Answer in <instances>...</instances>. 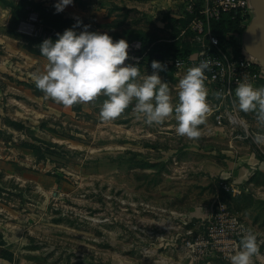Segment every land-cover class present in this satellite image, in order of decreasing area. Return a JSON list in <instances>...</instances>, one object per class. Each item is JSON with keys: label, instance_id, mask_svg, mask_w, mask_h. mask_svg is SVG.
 <instances>
[{"label": "rangeland", "instance_id": "374dc122", "mask_svg": "<svg viewBox=\"0 0 264 264\" xmlns=\"http://www.w3.org/2000/svg\"><path fill=\"white\" fill-rule=\"evenodd\" d=\"M29 1L36 22L24 32L0 0L2 259L7 264H232L241 225L264 233V169L244 170L249 151L239 144L246 141L264 162V145L252 137L260 130L254 111L239 109L247 131L244 125L233 129L228 119L219 125L212 114L217 102L208 97L211 111L200 125L202 135L189 138L177 134L174 113L148 124L130 105L105 121L100 108L106 96L65 105L38 88L32 76L49 63L41 43L57 39L78 18L91 30L126 37L125 63H139L142 73L151 74V61L144 59L149 48L143 51L139 36L192 47L207 42L190 23L167 19H186L184 0H75L61 12L56 0ZM185 73L161 71L173 86L174 101ZM211 132L220 139L208 138ZM238 133L252 136L235 139ZM235 164L244 171L236 182ZM219 203L227 209L216 218ZM253 264H264V244Z\"/></svg>", "mask_w": 264, "mask_h": 264}, {"label": "clouds", "instance_id": "9594fccd", "mask_svg": "<svg viewBox=\"0 0 264 264\" xmlns=\"http://www.w3.org/2000/svg\"><path fill=\"white\" fill-rule=\"evenodd\" d=\"M74 2L56 0V11L61 12ZM91 27L78 18L72 27L58 32L57 39L49 37L41 43L42 55L49 63L46 71L32 73L38 88L65 105L104 95L107 98L101 105L100 117L105 121L120 116L130 105L137 118L143 117L148 124L162 122L174 113L177 134L189 138L202 135L200 125L211 111L206 85L211 58L187 68L175 86L179 89V99L174 101L173 86L161 76V71L167 69L166 62L152 59L151 74L142 73L139 63H125L130 57V42L126 37L116 39L108 31L91 30ZM235 96L238 99L233 103L238 109L255 112L260 130L252 134L253 139L264 145V86H256L246 73L237 80ZM244 127L247 131L248 125ZM241 231L238 250L231 255L232 264H253L254 255L259 254L264 244V233L244 225Z\"/></svg>", "mask_w": 264, "mask_h": 264}, {"label": "built area", "instance_id": "2783aa9c", "mask_svg": "<svg viewBox=\"0 0 264 264\" xmlns=\"http://www.w3.org/2000/svg\"><path fill=\"white\" fill-rule=\"evenodd\" d=\"M184 13L194 15L190 21V28L207 37V42L202 43V49L188 57L187 60L168 57L164 60L167 65H172L176 70H187L189 66L198 64L206 58L212 59L210 70H206V85L209 90V96L216 100L212 114L219 125H223L226 119L231 126L238 128L244 125V121L239 115L238 107L233 103L235 99V88L237 80L242 79L247 73L249 79L256 86H264V69L257 59L246 54L245 50L239 49L242 42V34L230 33L235 41L227 48L221 46L220 38L212 30V21L219 20L224 13H240L246 21H250L254 15V8L250 0H184ZM29 21H23L20 29L24 32L30 31L31 26L35 24L32 14ZM36 30V29H35ZM245 51V52H244ZM163 60V58L161 59ZM177 61L180 63L177 64ZM219 92L220 95H216ZM251 135L236 134L235 139L246 140ZM228 189V188H227ZM223 205V207H222ZM217 209L221 212L214 217L222 214L227 209L226 205L219 203ZM212 217V218H214ZM243 232L241 231L240 234ZM188 245H192L188 241ZM2 247L0 245V264H7L1 256Z\"/></svg>", "mask_w": 264, "mask_h": 264}, {"label": "trees", "instance_id": "16d2710c", "mask_svg": "<svg viewBox=\"0 0 264 264\" xmlns=\"http://www.w3.org/2000/svg\"><path fill=\"white\" fill-rule=\"evenodd\" d=\"M1 1L7 7L12 9L13 17L14 19H16V24L18 26L21 24V22L28 19L30 14L29 0H22L19 3H14L8 0ZM193 17L194 15L188 14L186 15L185 20L172 19L170 17H167V19L174 21L176 24L181 22L188 27V24L193 19ZM211 26L214 33L220 38L221 46L223 48H227L229 44L235 41L234 37H230L229 34L234 32L242 34L246 30L248 23L240 13L232 12L230 14L224 13L219 20L212 21ZM139 38L143 44V51H146L149 48L146 58H144L148 59L149 61H152V59H156V55L163 56L162 61H164L168 57L187 60L190 55L199 52L202 49V45L199 47H192L190 44L181 45L175 42L161 41L157 38H152L151 40L145 36H139ZM242 48L243 45L241 42L239 49ZM175 70L176 69L174 66L167 65V69L164 70V72L173 73Z\"/></svg>", "mask_w": 264, "mask_h": 264}, {"label": "water", "instance_id": "95a60500", "mask_svg": "<svg viewBox=\"0 0 264 264\" xmlns=\"http://www.w3.org/2000/svg\"><path fill=\"white\" fill-rule=\"evenodd\" d=\"M250 1L254 15L242 34V45L246 53L257 59L264 69V0Z\"/></svg>", "mask_w": 264, "mask_h": 264}, {"label": "crops", "instance_id": "0c3cea01", "mask_svg": "<svg viewBox=\"0 0 264 264\" xmlns=\"http://www.w3.org/2000/svg\"><path fill=\"white\" fill-rule=\"evenodd\" d=\"M211 136H213V137H215V138H217V139H220L219 137H216V136H218V133H208L207 134V137L208 138H212L213 139V137H211ZM252 136V135H251ZM253 137V136H252ZM238 143H239V141H237ZM245 142L246 141H244L243 143H239V144H241V146L243 147V149L245 148V150L246 149H248V151L249 152H246L245 153V155L247 156L246 157V160H248V162H247V164H246V167H242L244 170H250L249 169V167H256V166H259L260 167V169H264V162L263 161H261L258 157H257V155L254 153V152H251L250 150H249V148H248V146H246L245 145ZM244 155V156H245ZM223 162V161H222ZM203 164V163H202ZM223 165V168L224 169H226V167L225 166H228L227 165V163H221V166ZM239 165L241 166L242 164L241 163H239ZM235 166V168H237V170H233L232 172H231V174H233V176H234V178H232V180H234L235 182H236V180H239L240 179V176H242L243 175V169H241L240 167H238V164H235L234 165ZM230 169V167H228V170ZM227 170V169H226ZM231 170V169H230Z\"/></svg>", "mask_w": 264, "mask_h": 264}]
</instances>
